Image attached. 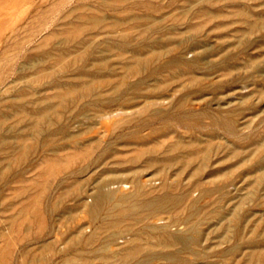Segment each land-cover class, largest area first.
Returning a JSON list of instances; mask_svg holds the SVG:
<instances>
[{
	"label": "rangeland",
	"instance_id": "1",
	"mask_svg": "<svg viewBox=\"0 0 264 264\" xmlns=\"http://www.w3.org/2000/svg\"><path fill=\"white\" fill-rule=\"evenodd\" d=\"M139 59H148L152 73ZM0 69V254L8 251L12 264H234L238 234L264 236V159L257 166L264 156V0H0ZM123 122L151 123L121 129ZM223 122H231L234 135L221 129ZM60 123L66 133L58 130ZM167 128L173 132L156 135L158 141L180 134L202 146L216 144L220 148L211 166L232 171L203 173L199 187L210 190L198 201V215L205 218L196 243L157 245L166 223L177 234L188 226L182 220L171 224L163 213L136 224L144 248L125 253L124 244L137 231L126 229L136 221L113 227L88 214L91 195L103 179L121 178L122 187L116 180L102 185L118 195L134 188L138 170L102 171L108 165H132L126 158L136 152L125 151L121 140L110 141L108 134L135 130L146 135ZM106 143L119 148L108 160L101 154ZM89 157L97 164L69 174ZM50 159L57 162L52 171L63 166L48 176L53 185L62 181L52 194L64 203L54 200L58 216L43 233L38 214ZM187 170L178 175L171 168L165 176L148 168L144 173L152 175L150 186L157 192L161 178L162 184H191L196 176ZM225 178L230 182L215 186ZM190 193L201 195L195 187Z\"/></svg>",
	"mask_w": 264,
	"mask_h": 264
},
{
	"label": "bare ground",
	"instance_id": "2",
	"mask_svg": "<svg viewBox=\"0 0 264 264\" xmlns=\"http://www.w3.org/2000/svg\"><path fill=\"white\" fill-rule=\"evenodd\" d=\"M53 2L54 1H52V4H54ZM58 4H56V6ZM51 7H50V9H51ZM50 9L49 10H46L45 9V11L46 12L47 11L50 12ZM36 16L34 18H36L38 20V17H36ZM39 19H41V18H39ZM32 20H35V19H32ZM33 23H34V21H33ZM73 24H74V26L77 25L74 22H73ZM81 28H83V27H81ZM75 29H77V28H75ZM79 30H80V26H79ZM65 31H67V29ZM77 32L81 33L78 30H77ZM71 36H69V37L72 38V39H74L73 36H75V35H71ZM195 59L198 60L197 57ZM139 60H141V59H139ZM181 60H183V59H181ZM147 61H148V59H142L141 61L138 62L139 65L141 66V68L143 70L144 69H147V65H146L147 64ZM168 64H170V62H168ZM148 65H150V64H148ZM152 69L153 68L147 69V70L150 71V73H152L151 72ZM0 71H1V69H0ZM97 72H99V70ZM130 72H132V71H130ZM0 74H1V72H0ZM88 88L90 89V87H88ZM106 123H104V122L101 123L102 124L101 126L104 127L106 131H109V126ZM150 123L151 122H123L120 125L121 127H119V128L126 129V128H130L133 125H138V126L139 125H141V126L142 125L143 126L145 125L146 126L147 124H150ZM212 123H214V126H215V122H212ZM62 124L58 128V130H61V132L62 131L65 132L64 130L67 127H65L66 125H62ZM218 125H221V129L223 131H225L226 133H228V134L234 135V133L236 131L233 128L231 122H223L221 124L219 123ZM39 127L41 128V126H39ZM39 127L36 128V129H39ZM42 127H44V126H42ZM215 127H217V126H215ZM85 128H86V125H85ZM139 129H141V128L139 127ZM39 130H42V129H39ZM39 130L37 132H39ZM53 130H55V128ZM120 131L119 132H116V133L113 132L115 134H112V133L108 134V138L107 139H109L110 141H112L111 140L112 138H114V139H115V137L119 138L121 140V142L120 141L119 142L122 143V145L124 146L123 149H125V151L126 150H129V149H132V150H135L136 149L135 150L136 152H135V155L134 156H132V157L130 156V158L128 157V159L126 158V160H128L132 165H126V166H124V165L121 166L120 165V167H116V166H114V167L112 166L111 167V165H108L107 167L104 166L105 168H103L102 171L103 172H113V171H116V170L117 171L118 170H126V169H131V168H134V170H136V171L138 170L137 171V174L136 175H133V178H132L133 187H134L133 188V191L131 193L119 194L118 195L117 192H115L114 190L108 189L109 187L107 189L103 188L102 185H104V183L106 184V183L112 182L113 180H116V181L120 182L119 186H121V187L124 186V184L121 182L122 181L121 178L120 179L119 178L118 179H115V177H118V175L115 176V177L112 176L111 178H107V176H106L107 179H103L102 182L100 181L99 184L96 183L97 184V187H96L94 193L91 195L92 202H91V204L89 206V209H88V214H89L90 218L93 219V220H95V219H97L99 217L101 219L106 220L113 227H119V225H121L124 222V220H126V219L135 220L136 223L135 224H132V226H130L129 229H126V230H133L134 231L136 229V224H139L141 222V220H142L143 217L150 216V217L158 218L161 214L165 213L166 215L164 217H166V219L168 218L169 219L168 221H170V222L171 221H173V222L177 221L178 222L179 220H182V221H185V224L187 222L188 226L186 225L187 228H186V231L183 232V234H177V233H173V232L168 231L167 230L168 228L166 229V225L168 226V224L166 223L165 228H163L160 231L161 237H160V239H158L157 245H161V247L167 249V248H170L172 246H175L176 244H179L182 247L183 245L188 244L190 242L196 243L198 241L199 235H200L199 234L200 233V230H199L200 229V227H199L200 226V223L205 218V215H201V216L198 215V201L202 198L204 192H207L208 190H210V188H207V187L200 188L199 186H202V181L201 180H202V175H203V173L205 171H206V174L207 175H213V174H215V173H217V172L220 171V169L213 168L211 166V164H210V158H211V156L214 153L218 152V148H220V147L218 145H216V144L214 145L211 142H209L206 145L202 146L203 144L200 145L198 143V142H200V140H197V139H188L187 140V139H184L183 136H181L180 134L179 135L176 134L177 137L174 140H171L169 142H160V140L158 141V137L156 135H158V134H160L162 136L169 135V134H171L173 132V130L170 129V128H167L162 133L156 131V132H153V134L150 133V134H146V135H139V132H137L135 130H129L128 132H120ZM56 132H57V130H56ZM69 132H70V130H69ZM215 132H217V131H215ZM44 133H47V132L45 131ZM51 133H52V131H51ZM55 133H53V135ZM71 133H72V130H71ZM38 134H36V136H38ZM41 134H43V133H41ZM70 134L68 133V135H70ZM62 135H63V133H62ZM54 136H53V138H55ZM59 136H58V138H59ZM56 137H57V133H56ZM64 137H60V138H64ZM95 138H97V137H95ZM55 140H56V138H55ZM106 140H105V142H106ZM47 141L49 142L48 139H47ZM88 142H90V139H89ZM100 142H101V140H100ZM95 143H97V142H95ZM107 143H106V145L103 144V146H101V147H103V149H101L102 150L101 151L102 153L101 152L100 153L103 154V156H102L103 158L110 157V155L112 156L113 153L116 152L119 149L118 147H114V146L113 147L112 146L109 147L108 146L109 144H107ZM112 144H110V145H112ZM62 145H64V144H62ZM98 145L100 147V144H98ZM91 148L94 149V147H91ZM50 150H52V149H50ZM120 150H122V149H120ZM54 151H56V150H54ZM77 151H78V149H77ZM56 153L57 152H55V155H56ZM58 153H60V152H58ZM58 153H57V155H59ZM92 153L93 152H91L90 154H92ZM231 153L232 154H235L236 153V150L235 149L232 150ZM88 154H89V152H88ZM90 154L87 155V156H91ZM96 154H99V153L97 152ZM101 154H99V156H101ZM96 157L95 158H90V157L87 158V160L82 165L77 166V167H73L69 171V174H71L72 176H77L79 172H82V171L84 172L88 167H90L92 164H94V163L97 162L96 161ZM59 158H61V157H59ZM262 159H264V156H262V158H260L258 160L257 166H260L261 167V165H263ZM119 160H121V159H119ZM70 162H72V161L70 160ZM120 162H119V164H120ZM55 163L57 164V162H55L53 159L48 160L47 161V165H46L47 167H46V170H45L46 179H44V180H46V181H44V182H46V183H45V191L43 193V202H42L43 203V207L42 208H40L41 206L39 207L41 209L40 211L42 212V214L41 213H39L40 215L38 214V216L41 217L40 224L38 223L40 226H38V227H40V228H41V226L43 227V229L45 230V232L42 231L43 229L41 230L43 233H48L50 231V229H49V226L51 224V223H49L50 222V218H51V220H53L56 215L58 216V214H57L58 212H56V211L58 210V208H59L58 206L59 205H58L57 202L61 201V203H62V201H63V200L57 201L58 200L57 198H56V200L54 198V200L57 201V202H54V200H53V197H54L53 195L54 194H52V193H53V191L55 189H57V188L54 189L53 186L55 187V185L56 186L60 185V183L62 181L59 179V181L55 185H53L52 184V180H49L51 178L48 175H51V172H53L52 173V174H54L53 176H56L61 171H63V169H62L63 166L60 167V166H57V165H56L57 168L55 166V168H56V169H54L55 171H52V169H53L52 167L54 166ZM111 163H115L116 164L118 162H113L112 161ZM122 164H123V162H122ZM124 164H126V163L124 162ZM176 164H177V166H176ZM66 168L68 169L67 166H66ZM148 168L152 169V173H153L152 175H155L156 173L159 172V173H163V175H165V176L168 175L167 173H168V171L171 168L172 169H175L176 171H174V173L175 174H178V175L180 173H183L185 170L189 169V170H187V171H189L188 174H190V176H191V174L194 173L196 177L192 181V183L191 184H188V185H180L179 182L176 183V184H174V185H172V184H162V182H164V179L161 178L162 180L160 181L161 182L160 186L162 185L163 188L160 187L159 189H157V192H155L154 189L152 188V186H150L151 183H152V182L150 183V181L152 180V175L150 177H147V174L144 173V171L147 170ZM250 168H251V166H249L248 169H250ZM14 170L15 169H13V171ZM230 171H232V170L229 169V168H227L226 170L223 168L219 173H225L226 174L227 172H230ZM119 172L120 171H118V173ZM131 174L129 173V175H131ZM157 175H159V174H157ZM11 176H12V174H11ZM110 176H108V177H110ZM119 176H121V174ZM51 177H52V175H51ZM122 177H123V175H122ZM226 182H230L229 179H227V178L221 179V180H219L216 183V185L215 184L214 185L215 186H224V184ZM2 183H3V185L6 184L4 181ZM35 184H37V183H35ZM39 185H41V184H38V186ZM79 185L82 186L81 183ZM147 185H149L148 188H146ZM38 186L35 185L36 188H38ZM192 187L193 188L194 187L195 188H199L200 191H201V195L198 196L197 198H192L190 196V194H191L190 192L192 190ZM30 188H32V187H30ZM37 191H38V189H37ZM57 191H58V194H59V189ZM60 193H61V190H60ZM68 195H70V194H68ZM36 196H37V194H36ZM65 196H67V195H64V193H63V198ZM41 197H42V195H41ZM41 197H40V199H42ZM34 201H36V200H34ZM109 203H111L110 206H108ZM35 204L38 206L37 203H35ZM27 207H29V206H27ZM36 209L38 210L37 207H36ZM64 209H66V207L64 208V206H63L62 207V210H64ZM29 212H32V211H29ZM62 212H64V211H62ZM23 214H24V212H23ZM88 214H87V216H88ZM232 214H233V217L235 219L238 218V216H239V213H237V210H232L231 215ZM29 215H30V213H29ZM161 217H163V216H161ZM30 219H31V217H30ZM32 219H33V217H32ZM91 219H90V221H91ZM182 221H179V222H182ZM13 224L14 223H12L11 225H13ZM16 224L18 225V222ZM34 224H36V223H34ZM125 224H131V222L130 223H125ZM171 224H174V223L171 222ZM152 227L153 226H151V228ZM225 228H226V224H223L221 226L220 230H225ZM22 229H21V231H23ZM36 229H38V228L36 227ZM136 230L137 231H134L131 239L126 244H124L125 246L123 245L124 247L122 248V250L125 251V253L135 254V253H138L140 250H142L144 248V244L142 243L141 237H140V232L141 231L139 232L138 229H136ZM30 234H32V233H30ZM35 234H36V232H35ZM9 243H10V241H9ZM263 246H264V236L263 235H259V234L257 235V232L256 231H254L251 235L238 234L237 235V243H236V246L234 245V247H233V252H234V255H235L234 264H264V252H263L264 247ZM147 247H150V246H147ZM245 247H249L250 250H246V252H245V250H244ZM5 248H4V250H5ZM7 252L8 251H6V254L4 252H3L4 254L3 253L0 254V264H12L13 260H11V258H10L12 256L11 255L12 252L9 251V252H11V254L9 253L11 256L8 255L9 257L7 256ZM28 261H32V259L30 258V260L28 259ZM28 261H26V262H28ZM23 262H25V261H23ZM24 264H26V263H24Z\"/></svg>",
	"mask_w": 264,
	"mask_h": 264
}]
</instances>
